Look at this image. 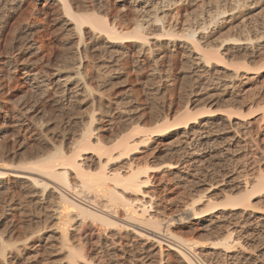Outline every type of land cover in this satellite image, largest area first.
I'll use <instances>...</instances> for the list:
<instances>
[{
  "label": "bare ground",
  "instance_id": "obj_1",
  "mask_svg": "<svg viewBox=\"0 0 264 264\" xmlns=\"http://www.w3.org/2000/svg\"><path fill=\"white\" fill-rule=\"evenodd\" d=\"M0 1L8 7L24 0ZM34 1L36 3L39 0ZM48 1L49 4L51 3L50 6L54 4L58 8V12L64 20L66 28L64 30H68L72 37L76 38L75 42L72 41L73 44L70 42L71 46H68L70 57H67L68 60L66 58L67 61L65 60L69 71L65 75H61L59 69L52 73H46L42 72V65L38 64L40 59L39 61L36 58L21 60L18 56L20 51L24 46L25 48L31 47L34 37L28 35L29 37H26L30 39L22 38L24 41L20 39L21 42L18 40L16 54L13 51L9 58L0 62V65L4 67L8 75L20 73L33 97H30V102H18L16 105L13 103L14 107L10 105L13 108L7 105L8 100L4 101L0 98V128L3 126L13 127L16 129L15 131L29 134L34 140L48 141L51 144V138L49 139L50 136L47 135L50 122L48 123V120H44V116H41L44 112L42 108L45 107L46 102H53L59 107L60 102L67 103L72 100V102H77L83 97L85 100L90 98L92 105H99L92 109L86 121L80 122L81 130L78 138L68 141L69 138H66L65 133L60 132L64 143L68 142L64 144L62 139L61 145L58 142V146L53 141L52 148L48 152L47 150L42 152L41 147L36 151H31L33 154L30 152L27 156V153L25 155V152H21L24 155L20 156L21 153L19 154L17 151L23 160L20 158L21 161L15 164L16 160L14 158L13 162L12 157L17 156V153L9 152L0 145V188L4 187L1 186L2 183L14 181L31 199V202L37 204V200H45L53 205L50 207L51 213L45 216L51 224L47 225L48 222L46 223L45 220L47 226H42V229L35 233L33 229L32 234L30 232L28 237L22 238L23 241H20V244L19 241L8 243L9 239L5 240L4 235H0V264H16L19 259H23L30 242L38 237L40 239L41 236H37L40 231H42L41 234L50 233L45 237L42 236L41 240L45 241V244L50 241L52 248L54 246L52 242H55L58 250L52 249V251L65 252L66 255L63 254V257L67 258L71 264H78V261L80 264H94L92 255L98 248L103 246L113 248L122 244L123 237L127 238L129 235L133 236V240L137 239L142 241L141 243L149 245V248L157 249L159 264L163 262L164 252H173L181 264H211L197 258L196 250L200 245L198 242L183 238L171 231V221L175 219H178L179 222L192 223L200 230H207L212 226L221 228L223 231L220 237L214 239L211 245L220 249L223 257L231 260L232 256L235 257L234 252L243 249V242L249 240V236H246V229L252 226L251 219L259 212L257 208V210L255 209L256 206L252 201L257 197L264 196V174H259L255 179L247 177L239 181L237 192L226 195L219 202L204 199V194L191 197L189 201L184 202L178 208L176 218H170L156 210L157 208L153 210L155 208L152 206L154 205L153 194L151 195L146 190L149 189V185L155 178L153 174L160 171L161 167L151 168L147 163L140 165V163H136L135 155L143 153V151L146 152L154 144L169 146L170 143L165 144L164 140L175 137L171 145L173 147L168 150L177 160L167 163L162 168L172 171L182 165L185 172L181 173L186 176L185 179L189 176V178H193L191 182L198 184L197 181L201 179L194 178V175L199 173L206 175L210 170L214 171L215 165L219 163L218 160L223 159V156L220 158L223 153L230 156L234 154V157L238 155L242 149L241 138L247 135L251 136L253 128L257 134L262 133L264 136V53L262 52L264 50V23L261 28L253 26L252 28L247 24L248 19L250 21V15L253 17V12L263 6L264 0H230L232 2L230 5L226 3L227 0ZM113 1L119 2L122 8H126V12L120 17L113 14ZM96 6L103 10V15L99 10L96 13ZM118 9L120 10V7ZM35 12L42 14L44 18L49 17L46 2ZM119 13L121 14V12ZM234 24H236L235 28L241 29L236 36L232 35L230 36L232 38L226 40L217 38L222 34L221 30ZM99 44L101 47L103 45L105 50H109L106 53L119 56V58L126 57L129 53L134 54L135 62L140 66H148L152 76L160 74L161 70H159L158 64H160V59L162 60L168 55L164 54L166 50L174 53L180 49L192 70L191 74L198 77L207 74L211 78L207 79V82L212 83V86L224 89L236 87L235 83L241 79L239 85H241L242 91L243 89L248 91L249 85H254L257 95H254L255 98L248 102L237 103L238 106L235 110L228 106L230 109H220V112L208 109L194 111L192 109L197 101L187 102L178 111L156 120L152 128L132 125L130 128L128 126V129L125 126L127 124L123 125L120 122L126 128L122 127L118 130L117 127V132H112L111 129L100 124L101 117L97 118L104 95L100 90L95 89L96 87H93L92 77L90 78L91 75L88 73L89 69L85 66L87 64L85 61H89L92 57L90 51ZM41 46L43 45L41 44ZM100 46L97 47V50H101ZM37 47L39 48V46ZM228 50L243 53L244 59L250 60L258 57L262 62L258 63L259 65L255 68H251L246 62H235L230 65V69H225L227 73L213 71L216 67L226 65L225 59L229 56ZM102 57L104 56L102 55ZM109 58L111 60L110 56L107 57V59ZM126 58L124 59L126 60ZM112 60L114 59L112 58ZM120 60L122 61L121 58ZM187 64L184 63V66ZM3 67L1 68L3 69ZM222 94H226V91H223ZM208 102L206 101V103ZM117 105V103L116 105L111 103L110 100L107 101V113L118 110L121 104ZM254 108L258 109L256 116L251 117L250 114L244 113L245 110L250 111ZM213 113L217 114L212 116ZM215 116L218 117L216 120ZM109 127L111 128L110 125ZM109 137L114 138V141L112 142V139L111 142H107L111 139ZM189 168L194 173L186 171ZM31 202L28 205L33 204ZM169 222H171L170 225ZM41 234L39 233V235ZM105 239H107L106 242H109L108 244L103 241ZM27 245L29 246L27 247ZM40 246L43 247V244ZM28 250H31V247ZM36 251L33 252L37 254ZM43 251H45V246ZM242 252L245 253V251ZM260 258L261 256L254 257L249 254L244 260L246 264H258L261 262ZM52 261L54 262V260ZM25 263L22 262V264Z\"/></svg>",
  "mask_w": 264,
  "mask_h": 264
},
{
  "label": "rangeland",
  "instance_id": "obj_2",
  "mask_svg": "<svg viewBox=\"0 0 264 264\" xmlns=\"http://www.w3.org/2000/svg\"><path fill=\"white\" fill-rule=\"evenodd\" d=\"M227 1L228 2L226 3L228 5L232 4L230 0ZM45 2H46V10L49 12V17L47 18H44L42 14H36L35 12V10L43 6ZM48 2H49L48 0H39L35 3L34 0H24L21 1V3L19 2L16 5L7 7L4 3H2V1H0V7H2L0 8V62L6 60V58H9L13 51H15L14 54H16V49H17L16 43H19L18 40L21 39L22 41H24V39H30L28 37L32 35L31 37L32 38L34 37L33 40L31 38L32 45L31 47H26L27 49L28 48L30 49L27 50L24 46L18 55L20 56L21 60L22 59L32 60L36 58V60L39 61L40 59V62L38 64H40V66L42 65L41 66L42 72H46V73H52L55 70L59 69L61 72L60 74L65 75L69 71L67 62H65V60L67 57H70L69 55L70 50L68 46H71L70 42L71 43L72 41L75 42L76 38L72 37V35L68 30H64L66 29L64 25V20L63 18H61L60 12H58V8L55 7L54 4L50 6L51 3L49 4ZM96 7H95L96 13L98 10L102 13L103 10L98 9L100 8L98 6ZM119 7L121 11L118 9ZM115 10H117L118 12L117 11L115 12ZM112 11H114L113 12L114 15L120 17V15L126 12V8H122L119 2L113 1ZM119 12H121V14ZM263 23H264V4L261 8H257V10L253 12V17L250 15V21L249 19L247 21L248 26L250 27L253 26L257 28L259 27L261 28L263 26L262 25ZM234 26H236V24H234L231 27L226 26L227 28L225 27L223 30H221L223 32L220 33L222 34L218 35L217 38L221 40L223 39L226 40L227 38H232L230 37L232 35L236 36L241 31V29H239V27L235 28ZM30 31H33L34 33ZM66 31L69 34H67ZM25 32L28 34H26ZM37 34L39 35V37H37L38 36ZM41 44L43 46H41ZM37 46H39V48ZM99 46L100 44L97 45L98 48ZM97 47L94 46L93 47L94 51L93 50L90 51V53H92L93 59L92 57H90L91 59L89 61L86 60L85 62L87 64H85V66L86 68L89 69L88 73L91 75L90 78L92 77L91 83L93 87L94 88L96 87L95 89L100 90L103 93L102 95H104L100 103L102 108L100 106V114L97 115V118L101 117L100 119L102 120L100 121V124L109 130L111 129L112 132H117L116 130L117 127L118 130H120L122 127L124 128L126 126L128 128L129 126L130 128L132 127V125L133 126L140 125L142 127L152 128L156 120L162 119L168 114H172L178 111L187 102L197 101V103H195L192 109L194 111L199 109L200 110L208 109L210 111L220 112L222 109L227 110L229 107L232 110H235V108L238 106L237 103L248 102L252 98H255V96L257 95V91L254 88V85H249L248 87L249 89L246 87L248 91H245L244 89L242 91L241 85H239L241 79L237 83H235L236 87L224 89L223 87L212 86V83L207 82L209 79H211L210 76H207V74H204L200 77L194 75L193 73L192 75L191 74L192 70H190L189 65L186 63L187 60L185 59V56L181 53L180 49H177L178 51L176 50L177 53L176 52L173 53L170 52L169 50H166L164 54L165 55L168 54V55L163 57L162 60L160 59L159 61L160 64H158L159 66L158 68L159 70H161L162 73L159 72L160 74L158 73L159 74L158 76L157 75L152 76L150 73L151 71H149L150 68L148 66L146 65L140 66L137 62H135L136 59L134 54L129 53V55L130 54L134 55L132 57L131 55L130 56L127 55L126 56L127 58L120 57L122 59L121 61L119 56H117L118 57L117 58L115 55L106 53L109 52V50H105L103 45L102 47L100 46L101 50L100 49L97 50L98 49ZM102 50L104 51V53ZM228 52H229L228 54L229 56L225 59L226 65H221L222 67H216L214 68L213 71L216 72L220 71L227 73L225 69L226 68L230 69L231 67L230 65L235 62H246V64L249 65L251 68L257 67L262 62V60L258 57L250 60L247 58L244 59V57H242L243 53L237 52L235 50H228ZM262 52L264 53V50ZM102 55L104 57H102ZM109 56L111 57V60L110 58L107 59V57ZM112 58L114 60H112ZM124 58H126V60ZM184 63L187 64L188 66L187 65L184 66ZM1 67L3 66L0 65L1 100L3 99L4 101L8 100L6 103L9 102L7 105L10 108L12 106L14 107L18 102H23V101L30 102L31 101L30 97L31 96L33 97V95H30L31 94L30 88L24 82L23 76L20 73H14V75L10 74L11 76H13L11 78L10 75L6 74V70L4 69V67L3 69ZM5 75L6 76L8 75L9 77L8 76L6 77ZM242 81L244 82V80ZM223 91H226L227 95L222 94ZM80 99H79L80 101L77 102L76 101L72 102L73 100L67 103L60 102L59 107L56 106L55 103L53 102L45 103L44 105L45 107L42 108L44 112H42L41 116H44L43 119L48 120V123L50 122L49 131L47 135L50 136L49 139L51 138L50 139L52 142L51 144H53L54 141V144L58 145V142H60L59 144L61 145L62 143L61 140L63 139V137L61 136L62 134H60V132L63 134L65 133L64 135H66V138L70 139V140L68 139V141H71V139L73 140L78 138L77 136L81 130L80 122L86 121L87 117H89V114H91L92 109H95L99 105V104H97V106L95 104L92 105L90 102L91 101L90 98L89 99L86 98L85 100L83 97H81ZM109 100L111 101V103L115 105L117 103L118 104L117 106L121 104L120 105L121 109L118 107L119 108L118 110H114L111 113L109 112L107 113L108 108L106 106H107V101ZM206 101L209 102L206 103ZM231 105L232 106L234 105L233 106L234 108ZM244 113L250 114L251 117L252 116L254 117L258 113V109L254 108L253 110L250 111L245 110ZM214 114L215 113L211 115L213 116ZM216 118L218 117L215 116L214 119L216 120ZM124 119L127 120V121L125 120V123H123ZM120 122L123 125L125 124L127 125L122 126ZM109 125L111 126V128L109 127ZM2 128L5 129L3 130ZM15 130H16L15 128L9 126H3L0 128V143H1L0 145L4 146L3 148L5 150H8L9 152L17 153V156L12 157L13 162L16 160L14 162L15 164L19 163L21 159L23 160V158L20 156L21 155L23 156L24 154H22L21 152L23 153L25 152V155L27 153L28 156V153H30L31 151H36L41 147H42L41 148L42 152L43 150L44 152H46V150L48 152L52 148L50 142L48 143V141L45 142L43 140L42 141L34 140L33 137L30 136L29 134L23 131L18 132ZM254 130L255 129L253 128L250 133L251 136L248 135L246 137L241 136L242 138L240 140L241 141L240 146L242 149L239 151L238 155L234 157V154L230 156L226 153H223V155L220 156V158L223 156L222 157L223 159L218 160L219 163L215 165L214 171L210 170V172L206 173V175H202V173L196 174V176L194 175V178H197L199 180L201 179L200 181H197L198 184L195 183L196 185L193 182H191L193 178H189L188 176L187 179H185L186 176H184L181 173V172H185L183 171L185 169H183L182 165L178 169L172 171H168L162 168L163 166L165 167L167 163L174 162L175 160H177V158L173 157L172 153H170L168 150L170 147H173L171 145L175 137H169L164 140L165 144H167L168 142L170 143L169 146L168 145L156 146V144H154L148 150H146V152L143 151V153L141 152L135 155L136 158L135 161H137L136 163L138 164L140 163V165H144L147 163V165L150 166L151 168L161 167L160 171L153 174L155 178H153L151 185H149V189H146L147 191H149L151 195L153 194L154 205L152 206L155 207L153 210L157 208L156 210L161 211L162 213L168 215L170 218L172 217L176 218L175 216H177L178 214V208L182 204H184V202L189 201L191 197L193 198L194 196L204 194L205 196L204 199L207 198L213 202H219L223 200V198L226 195L235 194V192H237L238 190L237 183L239 181L244 180L247 177L250 178L253 177V179H255L259 176V174H264V136L262 133L257 134L256 131ZM109 138L111 139L107 140V142L112 139H113L112 142L114 141V138L112 137ZM67 142L64 143V139H63L64 144H66ZM17 151H19V154L21 153L20 156ZM30 154H33V152H31ZM18 159L20 160L17 162ZM186 171L194 173L192 172L191 168L186 169ZM180 175L182 178L181 177L179 178ZM1 186L4 187L0 188L1 189L0 190V233H3L0 235H4L3 237L5 238V240L9 239L8 243L19 241L20 244V241H23L22 238H24L25 236L28 237V235L30 234L31 231H33V229H34L33 232L35 233L38 230L42 229V226L45 227L51 224L48 222L49 220L48 221L46 220L45 217L46 215L51 213V209H50L52 205L51 202H49L50 205L45 200L43 201L37 200V204L31 202L30 201L31 199L27 197L26 193L23 192L20 186L17 185V183H15L14 181L2 183ZM30 202L33 204L28 205ZM252 202L253 205L256 206L255 209L257 208L260 213L258 212V214L255 215L256 218L253 217V219H251L252 226L246 229V236L247 235L249 236L250 241L245 240L243 242L244 248L241 250H236L233 254L235 255V257L232 256L231 260L229 258L223 257L221 255L220 249L211 245L214 239L220 237L221 232L223 231L221 228L212 226L209 227L207 230L206 229L200 230L196 225L189 222L184 223L183 221H180L181 222L180 223L178 219L173 220L175 222L173 221H171L172 223L169 222V225L171 223L170 228L173 233L178 234L186 239H193L194 241L200 244L199 248L196 250V256L198 259L205 260L211 264H229V263L246 264V261L244 259L250 254L254 257H256L257 255L261 256L260 258L261 262H259L258 264H264V196L257 197L253 199ZM25 203H27L26 206ZM201 208L202 207H200V209ZM45 220L46 223L48 222L47 225H45L44 222ZM41 232L42 231H40L39 233L41 234ZM39 233L37 234V236H41L40 239H38L39 238L38 237L33 242H30V244L28 243L30 246L27 245V247L29 246L28 249H30L31 247V250L26 249L25 255H23V259L21 258L23 261L19 259L18 260L19 262L17 261L18 263L16 264H22V262L25 263L26 259L29 256H30L29 259L32 257L35 259H30V261L29 259H27V262L25 264H32V263L35 264V262H37L36 264H50V263L71 264L67 261V258L65 259L63 257L64 255H66L64 251H62L64 253H61V251L59 252L52 251V249L58 250V248L55 246V242H52V245H54L52 248L50 241L49 243L46 242L47 244H45V241L41 240L42 236L45 237L47 235H50V233H43L41 235H39ZM8 235L10 236V238ZM132 237L131 235L127 237L128 239L126 237H123L124 240L122 241V244L117 245L118 248L117 246L113 248H111V246L109 247L103 246L98 248V250L96 249L97 251L92 255V257L94 258L93 259L94 264L95 263L97 264H159L158 263L159 256L157 254V249H153V247L149 248V245L145 243L144 245L143 243H141L142 241H139L135 238H134L135 240H133ZM37 240H39L40 242H38ZM103 241L106 242L107 239ZM108 243L109 242H106V244ZM42 244L43 247L40 246ZM44 246H45V251H43ZM46 246L49 252L47 251ZM33 248L39 252L36 251L37 254H35L34 253L35 250ZM163 248L165 249L164 245ZM50 251L51 253H55V252L56 253L53 255L50 253ZM242 251H245V253H243ZM124 252H126L127 254H125ZM44 254L45 256H43ZM26 256L28 257L26 258ZM163 257L164 259L162 264H181L180 263L181 261H179V258L173 252H167V253L164 252ZM52 260H54V262ZM78 262H79L78 264H80V261Z\"/></svg>",
  "mask_w": 264,
  "mask_h": 264
}]
</instances>
